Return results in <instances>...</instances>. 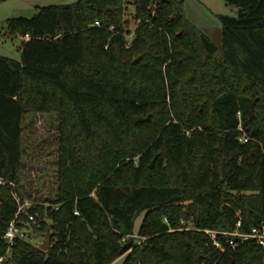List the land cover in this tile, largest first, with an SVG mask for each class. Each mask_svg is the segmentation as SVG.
<instances>
[{
	"label": "trees",
	"instance_id": "16d2710c",
	"mask_svg": "<svg viewBox=\"0 0 264 264\" xmlns=\"http://www.w3.org/2000/svg\"><path fill=\"white\" fill-rule=\"evenodd\" d=\"M226 1L238 15H219L221 44L184 0H77L9 19L8 34L29 38L20 60L0 55V176L16 183L0 185V257L13 191L26 199L27 115L58 116L59 148L55 197L29 208L51 247L19 239L3 264H264L255 239L233 248L218 234L221 250L204 231L264 223V0ZM141 213L142 240L124 239Z\"/></svg>",
	"mask_w": 264,
	"mask_h": 264
},
{
	"label": "rangeland",
	"instance_id": "374dc122",
	"mask_svg": "<svg viewBox=\"0 0 264 264\" xmlns=\"http://www.w3.org/2000/svg\"><path fill=\"white\" fill-rule=\"evenodd\" d=\"M76 1L0 0V55L16 60L21 59V40L19 37L7 33L8 21L11 17H31L37 12V5L67 4ZM184 2L186 14L190 21L214 42L221 44L223 25L219 15L237 16L238 7L226 0H184ZM133 12L134 7L128 5L124 15V19L128 21L125 24L128 41L132 40L134 30L138 24V20L133 17ZM26 122H30V126L24 131L23 136V145L26 150L23 160L25 164L24 175L26 177L23 191L26 194V199L33 205L55 197L56 163L59 148V119L57 115L38 113L27 115ZM33 147H36V149ZM154 159L155 166L158 154ZM137 161L138 157L135 158L136 163ZM154 166H150V168H154ZM225 169L228 173L227 164H225ZM143 216L144 213L137 216L133 231L127 233L124 239H132L137 242L142 240L138 235V229ZM30 230L32 231L30 241L40 246L44 241V235L35 232L33 228H30ZM221 235L225 236L224 233H221Z\"/></svg>",
	"mask_w": 264,
	"mask_h": 264
},
{
	"label": "built area",
	"instance_id": "2783aa9c",
	"mask_svg": "<svg viewBox=\"0 0 264 264\" xmlns=\"http://www.w3.org/2000/svg\"><path fill=\"white\" fill-rule=\"evenodd\" d=\"M21 38L28 36H20ZM131 40L128 41V45H130ZM241 140H248L244 135L240 138ZM0 185H11L14 189L16 187V183L14 181L7 180L6 178L0 176ZM13 195L18 203V210L15 214V217L9 223L8 228L6 229L5 234L3 235V239L7 244L6 253L0 257V264H3L5 260H7L12 253L13 247L16 245V242L19 239H28L32 234V231L29 228L30 222L35 221V217L33 214L29 212V208L32 206V203L28 200H21L15 191H13ZM76 213H78L76 211ZM21 214H26L28 217L27 222H23L19 220V216ZM242 220L238 219L236 228L232 232L227 231H216L212 229H205V233L213 240V244L216 247H219L221 250H225V246L221 244V242L217 239V235L224 233L225 236L228 237V245L236 248L241 242L255 239L256 242L264 249V223L254 226L250 231L245 232L241 230ZM204 264V263H202Z\"/></svg>",
	"mask_w": 264,
	"mask_h": 264
},
{
	"label": "water",
	"instance_id": "95a60500",
	"mask_svg": "<svg viewBox=\"0 0 264 264\" xmlns=\"http://www.w3.org/2000/svg\"><path fill=\"white\" fill-rule=\"evenodd\" d=\"M149 119V115L144 117V116H136L135 117V122L138 123V122H144V121H147ZM155 164V159L152 161L151 165L150 166H154ZM225 164H226V161L225 159L223 160V175L226 176L228 173H227V170L225 169ZM51 239H52V234L49 230H47L44 234V241L43 243L40 245V247L43 249V250H48L50 247H51Z\"/></svg>",
	"mask_w": 264,
	"mask_h": 264
},
{
	"label": "crops",
	"instance_id": "0c3cea01",
	"mask_svg": "<svg viewBox=\"0 0 264 264\" xmlns=\"http://www.w3.org/2000/svg\"><path fill=\"white\" fill-rule=\"evenodd\" d=\"M38 6H44V5H37L36 7ZM12 18V17H11ZM19 37V39L22 41V40H27L29 37H24V38H21L20 35L17 36ZM125 257L126 256H122L120 257L119 259H117L113 264H124V261H125Z\"/></svg>",
	"mask_w": 264,
	"mask_h": 264
}]
</instances>
